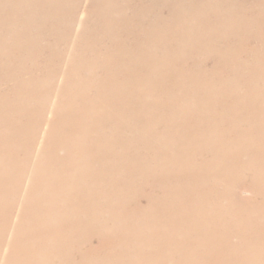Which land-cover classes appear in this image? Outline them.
I'll return each instance as SVG.
<instances>
[{"label": "bare ground", "instance_id": "bare-ground-1", "mask_svg": "<svg viewBox=\"0 0 264 264\" xmlns=\"http://www.w3.org/2000/svg\"><path fill=\"white\" fill-rule=\"evenodd\" d=\"M0 264H264V0H0Z\"/></svg>", "mask_w": 264, "mask_h": 264}, {"label": "rangeland", "instance_id": "rangeland-1", "mask_svg": "<svg viewBox=\"0 0 264 264\" xmlns=\"http://www.w3.org/2000/svg\"><path fill=\"white\" fill-rule=\"evenodd\" d=\"M241 194H242L243 197L244 196L246 197L247 195H249V193H247L246 191H243Z\"/></svg>", "mask_w": 264, "mask_h": 264}]
</instances>
